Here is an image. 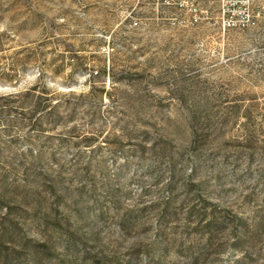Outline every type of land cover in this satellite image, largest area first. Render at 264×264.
Instances as JSON below:
<instances>
[{"label": "rangeland", "instance_id": "374dc122", "mask_svg": "<svg viewBox=\"0 0 264 264\" xmlns=\"http://www.w3.org/2000/svg\"><path fill=\"white\" fill-rule=\"evenodd\" d=\"M0 264H264V0H0Z\"/></svg>", "mask_w": 264, "mask_h": 264}, {"label": "trees", "instance_id": "16d2710c", "mask_svg": "<svg viewBox=\"0 0 264 264\" xmlns=\"http://www.w3.org/2000/svg\"><path fill=\"white\" fill-rule=\"evenodd\" d=\"M51 98H53V97H51ZM39 102H37V105L34 107V111H36V110H38L39 108H40V104H38Z\"/></svg>", "mask_w": 264, "mask_h": 264}, {"label": "built area", "instance_id": "2783aa9c", "mask_svg": "<svg viewBox=\"0 0 264 264\" xmlns=\"http://www.w3.org/2000/svg\"><path fill=\"white\" fill-rule=\"evenodd\" d=\"M225 2H227V3H229V2H231L232 0H224ZM252 23H254V22H252Z\"/></svg>", "mask_w": 264, "mask_h": 264}]
</instances>
